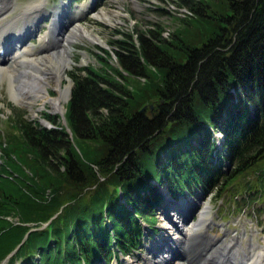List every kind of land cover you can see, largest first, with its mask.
Listing matches in <instances>:
<instances>
[{"label": "trees", "instance_id": "trees-1", "mask_svg": "<svg viewBox=\"0 0 264 264\" xmlns=\"http://www.w3.org/2000/svg\"><path fill=\"white\" fill-rule=\"evenodd\" d=\"M204 1L182 0L186 21L206 16ZM222 7L220 24L178 52L160 25L119 30L117 64L106 48L102 66L74 74L67 126L14 117L1 143L0 263L15 249L7 264H109L139 249L143 221L158 230L156 182L179 195L251 172L242 186L264 198V0Z\"/></svg>", "mask_w": 264, "mask_h": 264}, {"label": "rangeland", "instance_id": "rangeland-1", "mask_svg": "<svg viewBox=\"0 0 264 264\" xmlns=\"http://www.w3.org/2000/svg\"><path fill=\"white\" fill-rule=\"evenodd\" d=\"M15 6L8 14V17L13 18L23 14L22 10L26 4L34 3L37 0H14ZM47 0L45 10L40 14L38 22V28L35 31V35H29L28 41L24 44L21 43V48L29 49L30 56H35L36 50L41 47L40 41L43 38L44 33L52 28V19L55 18L51 14L55 13L58 8L64 6L67 8L69 15H65L66 31L71 30V20L75 14L80 13V19L78 23L84 24L88 29V33L91 36L83 33L76 39L70 48V59L72 61L69 68H67V75L73 82L71 88V96L61 100L62 108H54L52 102L49 99L42 97H36L31 102H25L21 98H14L9 91V80L4 78L0 81V166L3 159L5 160V150H3L1 143L10 141L13 132H16L14 125V117H18L19 114H23L28 119H39L41 123L48 127H57L61 123L67 126L68 121L65 120L66 112L68 109V102L72 97L73 88L75 85L74 74H84L88 69L86 66L94 65L96 67L102 66L104 59L102 56H108V53L104 49H109L111 52V61L117 64V57L115 49L117 45L112 42L113 39L122 38L121 31H130L138 29H147L161 26L162 35L170 41L172 44L170 47L175 52H178L177 44L181 38L191 40L193 44H199L203 41V35L208 34L210 30L216 28L220 22L215 18V12L221 10L225 0H205V14L199 20V23L194 24L186 20L193 18L191 10L185 6L182 0ZM72 1V7L70 9L69 3ZM56 6V7H55ZM65 13V12H64ZM215 15V16H214ZM53 17V18H52ZM70 17V18H69ZM72 22V23H71ZM21 24V25H20ZM22 21L16 26L17 29H22ZM74 25V24H73ZM69 26V27H68ZM17 30V31H19ZM33 30V28H32ZM18 36V35H17ZM54 37L52 35V41ZM47 44L45 47H49ZM176 46V47H175ZM36 49V50H34ZM9 56H12L10 53ZM50 61L44 64L48 65ZM46 65V66H47ZM150 75L158 76V72L151 67ZM44 86L48 91V95L51 98H57L60 95L59 87L57 86V79L51 70L45 71ZM134 83L136 81H133ZM136 87L142 86L143 82L138 80ZM69 79L64 77L62 80V89H66L69 85ZM68 84V85H67ZM66 86V87H65ZM47 95V93H45ZM42 98V99H41ZM142 108V107H141ZM70 129V128H69ZM77 141L81 144L82 150L87 152L86 144L80 139ZM95 143H93L94 145ZM98 145V146H97ZM97 149L100 150L102 143L96 144ZM77 149L79 147L76 145ZM17 156V155H15ZM19 159V157L17 158ZM231 161L223 163L224 172L229 173L232 171ZM31 170V167L27 168ZM251 173V172H250ZM244 174L245 178L232 179L231 177L226 179L223 183V189L217 188H205V184L194 186L193 193H186L182 198H186L190 205H193L192 201L196 200L197 204H194V209L188 212L187 219L188 224L197 221L198 212L204 205L209 207L208 222L209 225L205 229L209 236L218 237L220 242L226 241L230 243L231 237H236L241 241L245 251L250 250L251 244L254 242L258 247L257 251H264V198H256L254 193L249 192V189H244L242 184L247 181V178H253V174ZM225 174V173H224ZM229 182V183H228ZM228 183V184H227ZM160 193V191H159ZM162 198L157 204L156 215L157 223L160 227L154 235H146V239L142 242V246L138 251L134 250L129 254L122 257H113L110 259L109 264H123L126 260H130L135 263H145L148 260L152 261L153 252H150V246L156 244L159 238L166 231H170L172 234L177 233V229L184 227L183 221L175 216L173 218L177 222L174 224L168 219L164 212L163 206L166 200L164 199H176L171 193H160ZM180 200V198H178ZM171 202V201H170ZM173 202V201H172ZM171 202V203H172ZM163 205H160L162 204ZM182 204V203H178ZM162 206V209L160 208ZM193 207V206H192ZM174 208V204L171 205ZM187 211V210H186ZM59 213V212H58ZM212 233V234H210ZM178 235V233H177ZM215 235V236H214ZM173 238V236H171ZM178 239V237H177ZM204 239L199 240L197 245V252L201 250ZM155 242V243H153ZM142 247V248H141ZM148 248V249H147ZM174 248L177 247L175 246ZM173 250L175 251V249ZM161 249V248H159ZM158 249V250H159ZM173 253L172 255L167 249L162 248L158 254L154 257H162L164 255L169 257L167 264H187L186 256L184 259L181 254L185 252L181 247V251ZM175 254V255H174ZM187 253H184V255ZM215 261H219L218 257ZM133 262V263H134ZM130 263V262H129ZM228 263V262H227ZM238 264L239 261L231 259L229 264ZM15 264H24L22 260L18 259ZM218 264H220L218 262Z\"/></svg>", "mask_w": 264, "mask_h": 264}, {"label": "bare ground", "instance_id": "bare-ground-1", "mask_svg": "<svg viewBox=\"0 0 264 264\" xmlns=\"http://www.w3.org/2000/svg\"><path fill=\"white\" fill-rule=\"evenodd\" d=\"M46 3L47 0H37L34 3L26 4L22 10L23 14L11 18L7 15L10 14L14 8L15 1L0 0V48L4 46L3 44L9 45L10 42H16L18 40L13 50L4 55L0 54V81L4 78L9 80V91L16 99L21 98L26 100L25 102H31L36 97H42L45 100L49 99L54 108H62L63 105H61V100L69 97L71 88L73 87V82L67 75V68H69L72 63L70 59V56L72 57V50H69L74 41L81 36L82 32L88 36H91V34L88 33V29L85 26H82L84 24L78 23L79 17L73 20L76 23H72V25L69 24L72 28L67 32L66 29L68 28L65 29V25H63L65 23H63L65 16L62 18V15H64L62 14L64 13V7L61 6L58 8L57 6L55 13L51 14L55 17L53 18L51 30L48 29L44 33L40 41L41 47L38 50L34 49L36 50V52L33 53L35 56H30V53H28L29 49L22 50L19 40H21L25 32L28 33L31 31L30 33H32L37 30L40 19L39 16L44 12ZM20 21H22L23 24L22 29L19 30L16 26ZM52 35L54 37L53 41ZM47 44H50V46L45 47ZM10 53L12 56H9ZM47 60L50 62L48 65L46 64V66L44 62L46 63ZM47 70H51L57 79V86L60 90V95L57 98H51L44 86V81L45 79L47 80L45 77V71ZM64 77L69 79V85L67 84L68 86H65L66 89L61 88ZM45 93H47V95ZM192 203L193 205H190V203H183L182 206L174 204V208H171L172 203H170L168 199L163 206L165 216L170 219L171 222L177 224L173 218L175 215L172 214L175 210L176 217L183 221L184 227L177 229L178 235L176 232L172 234L170 231H166V233L162 235L163 237L159 238L158 243L149 247L150 252H154L152 254L154 260H148L145 263H135L134 261L133 263L130 260H126L123 264H167L169 260L168 256L164 255L160 258L154 256H156L162 248L167 249L172 255L178 252V247L180 250L182 247L183 250H185L184 253H187V255L183 254L186 256L187 264H218V262L220 264H229L232 258L239 261L240 263L238 264H264V251H257L258 247L256 243L253 242L250 246V250L246 252L241 241L236 237L232 236L230 243L223 240L221 244L218 238L207 234L205 229L210 223L208 221L211 219L207 218L209 215V207L207 205H204L202 209L199 210L197 221L188 224V212L194 209V204L196 205L197 201L195 200ZM171 236H173V238ZM201 239H204L203 245L201 250L197 252V245ZM168 246L169 248H167ZM175 246L177 250L174 248ZM217 257L219 259L218 262L215 261Z\"/></svg>", "mask_w": 264, "mask_h": 264}, {"label": "water", "instance_id": "water-1", "mask_svg": "<svg viewBox=\"0 0 264 264\" xmlns=\"http://www.w3.org/2000/svg\"><path fill=\"white\" fill-rule=\"evenodd\" d=\"M70 96H71V91H70L69 97H70ZM69 97H68V98H69ZM153 106H154L153 103H151V104H150V107L153 108ZM145 107H146V106H143V107L141 108V110H144ZM65 120H66V117H65ZM66 121H67V120H66ZM69 130H70V129H69ZM70 131H71V130H70ZM27 235H28V233H27ZM27 235H26V236H27ZM1 264H4V262H2Z\"/></svg>", "mask_w": 264, "mask_h": 264}]
</instances>
